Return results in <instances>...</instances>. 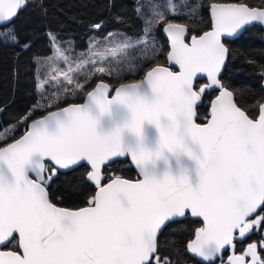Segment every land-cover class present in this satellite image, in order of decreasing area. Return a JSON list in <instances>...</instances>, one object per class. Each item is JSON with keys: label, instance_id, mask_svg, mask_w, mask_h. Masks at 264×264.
I'll list each match as a JSON object with an SVG mask.
<instances>
[{"label": "snow or ice", "instance_id": "6c2138e0", "mask_svg": "<svg viewBox=\"0 0 264 264\" xmlns=\"http://www.w3.org/2000/svg\"><path fill=\"white\" fill-rule=\"evenodd\" d=\"M52 7L0 0V46L31 53L38 95L14 123L0 108V264H180L165 241L186 223L200 264H264V96L245 104L225 79L264 0H136L139 32L94 21L81 46L48 25L33 52L16 21ZM133 62L142 78H120ZM81 185L84 206H61Z\"/></svg>", "mask_w": 264, "mask_h": 264}, {"label": "trees", "instance_id": "16d2710c", "mask_svg": "<svg viewBox=\"0 0 264 264\" xmlns=\"http://www.w3.org/2000/svg\"><path fill=\"white\" fill-rule=\"evenodd\" d=\"M136 0H52V9L47 20L42 19L39 14L28 9L23 12L16 21V28L25 38H32L35 41L33 52L47 54L42 37L48 25L59 29L62 34L73 38L74 42L83 46L88 38V26L94 22L103 20L109 30L116 29L131 36L140 31V21L134 11ZM143 3H155L156 0H141ZM175 3L176 0H171ZM236 2V0H229ZM250 5H259L260 0H247ZM206 5L208 0H203ZM114 4V7L110 5ZM119 17V23L115 18ZM158 47L160 63L166 64V53L168 41L162 35L158 36ZM233 58L229 64V71L226 74V82L231 88L240 94L245 104L251 105L255 100L264 96V79L261 78L260 65L264 64V31L260 26H254L246 31L233 45ZM80 50H83L82 48ZM28 54H19L18 50L11 47L0 46V108H7L3 121L14 123L13 117L23 113L32 106L38 99L34 91V68L29 63ZM253 61L254 63H249ZM61 66L62 62H61ZM135 69V62L126 66L121 73L122 79L136 80L142 78V72L134 70L128 73L127 68ZM112 82H116L114 78ZM84 98L76 96L70 98V102L81 103ZM24 127L20 126L13 133L17 138L23 134ZM0 146H3L0 142ZM112 171L127 178H136L137 173L131 163H114ZM86 186L81 185L73 188V195L64 198L61 206L75 208L84 206V197L80 192ZM200 224L186 223L182 228L174 229L167 235L165 243L169 246L172 254L180 264H200L185 252V241L191 237L192 229ZM253 239H256L254 236ZM244 245H238V249ZM225 253V260L228 256ZM220 264V261H217Z\"/></svg>", "mask_w": 264, "mask_h": 264}, {"label": "water", "instance_id": "95a60500", "mask_svg": "<svg viewBox=\"0 0 264 264\" xmlns=\"http://www.w3.org/2000/svg\"><path fill=\"white\" fill-rule=\"evenodd\" d=\"M255 26H260V27H262V29L264 30V26H261V25H259V24H257V25H255ZM162 35L164 36V38L167 40V37L162 33ZM263 86H264V83H263ZM83 102H84V100H83ZM83 102H81V103H83ZM151 135H152V138L154 139L155 138V133H151ZM132 165V167L135 169V171H136V173H137V175H138V170L135 168V166L133 165V164H131ZM189 254V253H188ZM189 256L191 257V258H193V259H195V260H197L199 263H200V260H199V258L198 257H194V256H192L191 254H189ZM218 261V260H217ZM216 261V262H217Z\"/></svg>", "mask_w": 264, "mask_h": 264}, {"label": "flooded vegetation", "instance_id": "af4514ba", "mask_svg": "<svg viewBox=\"0 0 264 264\" xmlns=\"http://www.w3.org/2000/svg\"><path fill=\"white\" fill-rule=\"evenodd\" d=\"M264 31V30H263ZM229 255V254H228ZM227 259V258H226ZM216 264H217V262H216Z\"/></svg>", "mask_w": 264, "mask_h": 264}]
</instances>
